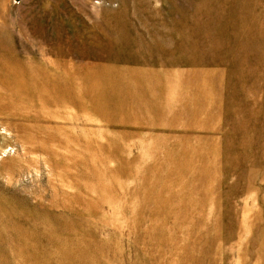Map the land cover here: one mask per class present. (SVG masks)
<instances>
[{
	"label": "rangeland",
	"instance_id": "rangeland-1",
	"mask_svg": "<svg viewBox=\"0 0 264 264\" xmlns=\"http://www.w3.org/2000/svg\"><path fill=\"white\" fill-rule=\"evenodd\" d=\"M0 264H264V0H0Z\"/></svg>",
	"mask_w": 264,
	"mask_h": 264
}]
</instances>
